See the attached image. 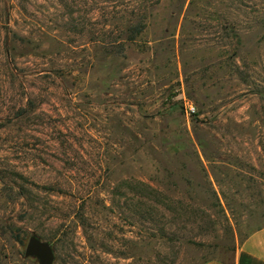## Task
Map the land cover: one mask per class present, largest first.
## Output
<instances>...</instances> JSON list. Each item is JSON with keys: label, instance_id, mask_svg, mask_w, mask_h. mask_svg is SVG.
<instances>
[{"label": "rangeland", "instance_id": "rangeland-1", "mask_svg": "<svg viewBox=\"0 0 264 264\" xmlns=\"http://www.w3.org/2000/svg\"><path fill=\"white\" fill-rule=\"evenodd\" d=\"M263 226L264 0H0V264L32 233L55 264L230 261Z\"/></svg>", "mask_w": 264, "mask_h": 264}, {"label": "crops", "instance_id": "crops-1", "mask_svg": "<svg viewBox=\"0 0 264 264\" xmlns=\"http://www.w3.org/2000/svg\"><path fill=\"white\" fill-rule=\"evenodd\" d=\"M203 264H264V226L254 230L243 240L232 260L211 259Z\"/></svg>", "mask_w": 264, "mask_h": 264}, {"label": "water", "instance_id": "water-1", "mask_svg": "<svg viewBox=\"0 0 264 264\" xmlns=\"http://www.w3.org/2000/svg\"><path fill=\"white\" fill-rule=\"evenodd\" d=\"M25 256L37 259L39 264H55L56 250L53 242L32 233L28 239Z\"/></svg>", "mask_w": 264, "mask_h": 264}, {"label": "built area", "instance_id": "built-area-1", "mask_svg": "<svg viewBox=\"0 0 264 264\" xmlns=\"http://www.w3.org/2000/svg\"><path fill=\"white\" fill-rule=\"evenodd\" d=\"M186 109L189 114H192L196 111V107L193 104H187Z\"/></svg>", "mask_w": 264, "mask_h": 264}, {"label": "trees", "instance_id": "trees-1", "mask_svg": "<svg viewBox=\"0 0 264 264\" xmlns=\"http://www.w3.org/2000/svg\"><path fill=\"white\" fill-rule=\"evenodd\" d=\"M16 237H17V239L21 242V243H24V239L20 236V234L19 233H17L16 234ZM44 239V238H43ZM54 245V244H53ZM55 247V246H54ZM55 250H56V248H55Z\"/></svg>", "mask_w": 264, "mask_h": 264}]
</instances>
